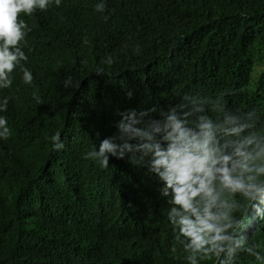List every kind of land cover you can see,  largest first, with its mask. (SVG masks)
Here are the masks:
<instances>
[{
	"label": "trees",
	"instance_id": "trees-1",
	"mask_svg": "<svg viewBox=\"0 0 264 264\" xmlns=\"http://www.w3.org/2000/svg\"><path fill=\"white\" fill-rule=\"evenodd\" d=\"M99 2L20 14L34 80L25 85L16 69L0 90L12 97L0 113L11 129L0 140V264H187L155 177L127 159L110 157L104 169L84 155L115 133L118 112L164 111L187 95L255 110L264 128V0H106L103 13ZM234 199L249 245L264 255V211ZM235 264L258 262L241 252Z\"/></svg>",
	"mask_w": 264,
	"mask_h": 264
},
{
	"label": "clouds",
	"instance_id": "clouds-1",
	"mask_svg": "<svg viewBox=\"0 0 264 264\" xmlns=\"http://www.w3.org/2000/svg\"><path fill=\"white\" fill-rule=\"evenodd\" d=\"M53 3L60 7L62 0H0V90L11 88L16 69L23 83L32 85L33 72L24 66L28 56L21 47L31 29L19 17L46 11ZM105 8L106 0L95 5L97 12ZM106 62L111 64L112 58ZM70 84L69 78L65 87ZM127 96L131 99L133 93ZM33 98L42 103L39 96ZM11 99L0 96V113L8 112ZM209 106L218 113L215 118L208 114ZM117 114L115 133L99 140L83 158L104 169L110 157L127 159L155 177L159 195L170 205L167 219L187 264L205 258L235 264L241 252L264 264V255L248 243L245 218L236 215L245 206L234 199L239 196L258 214L264 211V128H256L255 110L231 111L187 95L164 111L133 108ZM10 136L8 120L0 115V140ZM49 139L53 151L64 149L60 133Z\"/></svg>",
	"mask_w": 264,
	"mask_h": 264
},
{
	"label": "rangeland",
	"instance_id": "rangeland-1",
	"mask_svg": "<svg viewBox=\"0 0 264 264\" xmlns=\"http://www.w3.org/2000/svg\"><path fill=\"white\" fill-rule=\"evenodd\" d=\"M264 70V63L257 67V71Z\"/></svg>",
	"mask_w": 264,
	"mask_h": 264
},
{
	"label": "bare ground",
	"instance_id": "bare-ground-1",
	"mask_svg": "<svg viewBox=\"0 0 264 264\" xmlns=\"http://www.w3.org/2000/svg\"><path fill=\"white\" fill-rule=\"evenodd\" d=\"M146 246H147V245H146ZM119 250H120V249H119ZM124 250H125V249H124ZM122 252H123V251H122ZM125 252H126V251H125ZM127 253H129V252L127 251ZM136 253H137V252H136ZM140 253H141V252H140ZM130 255H131V254H130ZM130 255H129V256H130ZM138 256H139V255H138ZM138 256H137V257H138ZM131 257H132V256H131ZM158 260H159V259H158ZM90 262H91V261H90Z\"/></svg>",
	"mask_w": 264,
	"mask_h": 264
}]
</instances>
